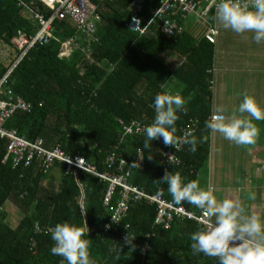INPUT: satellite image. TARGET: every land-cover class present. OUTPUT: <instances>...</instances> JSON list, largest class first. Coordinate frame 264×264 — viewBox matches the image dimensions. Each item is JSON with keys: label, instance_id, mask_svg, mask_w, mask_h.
<instances>
[{"label": "trees", "instance_id": "16d2710c", "mask_svg": "<svg viewBox=\"0 0 264 264\" xmlns=\"http://www.w3.org/2000/svg\"><path fill=\"white\" fill-rule=\"evenodd\" d=\"M131 1L89 0L96 29L90 50L82 51L83 34L65 18L53 22L47 44L33 47L19 59L16 37L21 33L32 37L38 28L28 9L46 18L51 12L40 0H0V43L15 53L7 62L0 53L1 89L31 105L29 111H15L4 126L30 142L41 139L45 148L59 147L66 154H78L99 172L109 170L107 161L112 153L116 162L133 163L140 156L142 169H132L131 184L150 195L158 192L173 203L161 178L166 172L180 171L185 182L197 180L211 154L212 130L207 122L214 111L216 45L208 43L204 34L214 27L215 13L210 12L208 21L203 22L194 15L171 11L175 14L165 18L183 25L181 35H163L159 19L139 35L126 28ZM144 2L138 17L145 25L159 1ZM197 20L204 24L198 38L190 26ZM70 39L75 45L70 56L63 58V43ZM175 82L182 87L174 86ZM164 92L179 94L185 101L186 112L179 113L176 136L189 128L198 139L197 151L191 152L185 144L177 153L181 163L169 165L165 172L160 151L173 146L165 145L161 137L151 142V148H144V131L124 135L118 123L137 121L143 129L150 125L156 115L154 98ZM7 145V139H0V264H67L51 253L55 241L50 232L65 221L87 224L90 231L85 238L92 241L90 258L95 264H219L217 257L193 254L190 236L203 226L175 219L165 230L154 224L157 208L146 201L131 202L125 219L112 225L106 235L101 228L111 211L103 206L104 182L88 174L75 177L65 173L58 161L47 172L36 158L28 166L14 168L10 158L4 160ZM116 199L117 195L111 207ZM6 204L22 212L15 226L10 224ZM179 205L199 212L187 201ZM123 235L132 243L122 242Z\"/></svg>", "mask_w": 264, "mask_h": 264}, {"label": "clouds", "instance_id": "9594fccd", "mask_svg": "<svg viewBox=\"0 0 264 264\" xmlns=\"http://www.w3.org/2000/svg\"><path fill=\"white\" fill-rule=\"evenodd\" d=\"M216 18L222 28L237 34L253 32L252 38L257 44L264 42V0H251V3L248 0H219ZM184 104L179 94L164 92L155 96L152 107L156 115L150 125L144 126V148H151V142L161 137L165 145L178 146L181 138L176 136V122L180 119L179 113L186 112ZM217 113L207 122L209 129L237 145L255 143L260 130L253 120H264V107L254 96L244 94L242 102L230 115L224 107H218ZM182 139L184 144L190 145L191 152L197 151L198 139L192 132H186ZM170 159L176 164L181 163L174 155ZM185 181L180 171L166 172L160 180L168 185L173 203L179 205L187 201L204 212V226L190 236L193 254L217 257L219 264H264V221L258 215H247L239 199L220 201L214 188L201 187L199 180ZM252 198L255 199V194ZM85 213L82 209V214ZM89 231L85 222L83 226L67 221L56 224L50 229L55 241L51 253L62 257L67 264H95L90 258L92 241L85 238Z\"/></svg>", "mask_w": 264, "mask_h": 264}, {"label": "built area", "instance_id": "2783aa9c", "mask_svg": "<svg viewBox=\"0 0 264 264\" xmlns=\"http://www.w3.org/2000/svg\"><path fill=\"white\" fill-rule=\"evenodd\" d=\"M159 4L153 13V17L144 25L138 14L143 11L144 0H132L130 3V16L126 23V28L135 34L144 35L148 31V27L159 19L161 21L160 31L167 37H177L184 31L182 24L177 21L165 18L171 11L181 13L183 16L194 15L203 22L208 21L210 12H216V4L219 0H208L201 2L200 0H158ZM43 6L50 10L51 15L46 18L42 14L28 9L33 16V20L37 24V31L32 37L25 34H19L14 45L20 51L19 59L22 58L30 49L37 45L47 44L52 37V24L55 20L70 19L75 23L83 34L82 51H88L91 48V42L95 41V25L92 21L94 8L89 0H40ZM251 3V0H248ZM175 14V13H171ZM217 31L214 27H208L204 34V39L210 43H215ZM75 45L74 39H70L63 43L61 57L67 58L72 52ZM0 81V139H7L8 145L6 149V157L11 159L12 166L15 168L19 165L28 166L35 158L41 161L43 169L49 171L55 161L60 162L65 173H71L75 177L79 174H88L100 179L106 184V190L103 197V206L110 208L109 221L102 226L101 229L108 235L112 225L121 223L127 216L128 206L131 202L146 201L150 205H155L156 215L154 224L165 230L170 229L171 223L175 219L193 220L204 226L202 220L206 219L202 209L198 213L187 211L183 206L162 198L160 193L150 195L131 184L129 178L132 169H142V159L140 156L133 163H128L124 159H118L112 153L108 158L109 170L99 172L94 165L87 162L84 157L75 154L69 155L63 152L59 147L45 148L41 139L30 142L17 134L16 130L5 128L6 121L12 117L15 111H29L31 105L25 103L21 98L14 97L10 90L3 91ZM216 116L213 115L211 119ZM124 135H136L143 132V126L137 121L124 123L118 120ZM186 132H193L191 129L183 131L180 136L178 146H173L172 150L163 149L160 151V161L165 172L169 165L176 164L175 160L170 159L171 155L177 157V153L181 152L184 143L183 136ZM117 195L115 204L111 207L114 198ZM127 236L123 235L121 241H126Z\"/></svg>", "mask_w": 264, "mask_h": 264}, {"label": "rangeland", "instance_id": "374dc122", "mask_svg": "<svg viewBox=\"0 0 264 264\" xmlns=\"http://www.w3.org/2000/svg\"><path fill=\"white\" fill-rule=\"evenodd\" d=\"M191 18L189 17V20ZM213 25L219 32L214 73L215 89L218 92L213 108L224 107L227 109L226 114L230 115L232 110L238 108L243 100V97L239 96L237 92L240 89L239 80L248 79L249 73H253L256 78L258 72L264 69V42L257 44L252 38L253 32L237 34L231 29L222 28L217 18L213 21ZM190 26L195 37L201 36V30L204 27L203 22L197 20ZM0 45L2 46L0 49V53L2 52L1 59L7 62L13 58L15 53L8 46H4L2 43ZM172 59L174 60V58ZM171 61L170 59L169 62L171 63ZM259 80L263 82V77H259ZM175 83H173L174 86L182 87L181 84ZM255 98L258 104L264 107V101H260L264 99H259L261 98L259 96ZM244 115L248 114L245 113ZM253 122L260 130L259 136L253 144L237 145L225 139L222 134L214 132L215 148L211 150L208 165L200 171L197 180L205 189L214 188L218 200L234 199L235 195H232L236 192L234 185H236L237 179H240L244 174L258 172L259 175L264 176V166L253 167L250 164L254 155L259 154V151L264 152L262 149L264 147V120H253ZM224 195L226 197H223ZM4 209L8 212L10 224L15 226L21 219L22 212L8 204L4 205Z\"/></svg>", "mask_w": 264, "mask_h": 264}, {"label": "crops", "instance_id": "0c3cea01", "mask_svg": "<svg viewBox=\"0 0 264 264\" xmlns=\"http://www.w3.org/2000/svg\"><path fill=\"white\" fill-rule=\"evenodd\" d=\"M216 19V12L214 16V20ZM215 28V27H214ZM216 29V28H215ZM217 31V35L215 38V45L218 42V36L219 32ZM216 62V59H215ZM242 71V68H240ZM215 73V70H214ZM259 77H263V82H260ZM248 79H242L239 80V85L240 89L237 90L239 96H244V94L254 96V97H261L259 99H264V69L260 70L257 74V80L255 78V75L248 74ZM215 81H217V78H215ZM215 83H213V94H214V100L215 96L217 94V90L215 89ZM223 85V84H222ZM264 101V100H260ZM217 109H214L213 115H217ZM211 139H212V146L211 150L215 148V138H214V132L212 131L211 133ZM264 150V147H262ZM259 154H256L252 157V166L253 167H263L264 166V152L259 151ZM255 171V169H254ZM256 173V174H255ZM252 173L250 172L249 174H244L240 179H237L236 185H234V189L236 192L235 194L232 193L235 199H239L243 206L244 204L248 201L247 203V209L246 214L251 216V215H258L262 221H264V176L259 175L258 172ZM243 183L242 185H240ZM233 189V190H234ZM252 194H255V199L252 198ZM223 197H226L224 195ZM262 197V198H261ZM222 201V200H220Z\"/></svg>", "mask_w": 264, "mask_h": 264}]
</instances>
